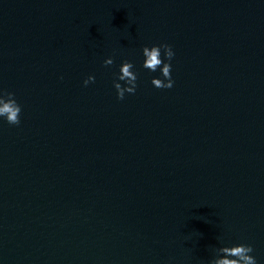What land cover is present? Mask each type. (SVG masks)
I'll return each instance as SVG.
<instances>
[{"label": "water", "instance_id": "1", "mask_svg": "<svg viewBox=\"0 0 264 264\" xmlns=\"http://www.w3.org/2000/svg\"><path fill=\"white\" fill-rule=\"evenodd\" d=\"M0 91V264H264V0H0Z\"/></svg>", "mask_w": 264, "mask_h": 264}, {"label": "clouds", "instance_id": "2", "mask_svg": "<svg viewBox=\"0 0 264 264\" xmlns=\"http://www.w3.org/2000/svg\"><path fill=\"white\" fill-rule=\"evenodd\" d=\"M142 62L140 67L148 72L155 73L159 70V77L151 79L152 87L156 89H171L174 81L171 76L172 61L175 52L168 44L144 46L141 49ZM104 66L113 64L112 58L103 61ZM95 82V77L89 75L84 81L83 86ZM112 87L115 90L116 98L123 100L125 95H134L138 88V73L133 62L124 60L118 71L114 74ZM21 106L11 92L0 91V121L11 126L20 124ZM251 245L239 243L232 246H224L220 249L219 255L209 264H257L255 256L252 255Z\"/></svg>", "mask_w": 264, "mask_h": 264}]
</instances>
